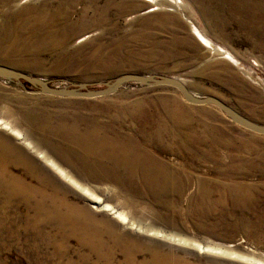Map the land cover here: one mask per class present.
I'll use <instances>...</instances> for the list:
<instances>
[{
    "label": "bare ground",
    "instance_id": "bare-ground-1",
    "mask_svg": "<svg viewBox=\"0 0 264 264\" xmlns=\"http://www.w3.org/2000/svg\"><path fill=\"white\" fill-rule=\"evenodd\" d=\"M143 1L154 4L148 11L167 2L176 9L184 3ZM206 1L214 5L210 16L222 21L224 12L239 16L238 26L264 48V0ZM192 29L212 53L237 63L228 49L194 24ZM15 49L12 43L8 52ZM0 59L16 63L1 52ZM86 104L40 99L21 112L13 111L12 118L0 115L1 244H27L25 253L20 252L32 264H40V255L62 259L50 264H113L116 250L123 253L124 264H200L144 244L130 230L121 231L120 224L97 216L93 208L115 214L130 228L139 226L151 240L174 242L162 229L189 228L221 238L239 234L253 251L264 249V159L253 164L246 159L218 160L214 149L201 142L166 144L162 115L129 116L122 127L117 126L122 117H110L107 124L85 122L74 115L87 113ZM175 104L181 107L179 101ZM102 196L117 199L121 209ZM85 200L93 203L91 208L81 203ZM71 238L86 248L77 260L69 253ZM142 253L148 257L138 260ZM251 260L264 264L263 259H246ZM0 264H8L1 249Z\"/></svg>",
    "mask_w": 264,
    "mask_h": 264
},
{
    "label": "rangeland",
    "instance_id": "rangeland-1",
    "mask_svg": "<svg viewBox=\"0 0 264 264\" xmlns=\"http://www.w3.org/2000/svg\"><path fill=\"white\" fill-rule=\"evenodd\" d=\"M183 1L178 9L167 2L161 9L148 11L154 4L143 0H0V52L16 61L0 59V65L43 77L50 85L60 87L107 81L126 72L175 76L194 93L216 96L249 119L264 124V48L258 46L255 36L238 26L242 22L239 16L224 12L222 21L217 15L210 16L214 5L208 1ZM192 24L228 49L237 63L212 53ZM12 43L16 49L9 53ZM34 89L26 82L22 86L0 77V115L12 118L13 111L21 112L40 99L84 102L88 103L83 108L87 113L73 115L85 122L95 119L107 124L110 117H122L117 125L122 127L124 121L129 122V116L162 115L168 130L163 135L166 144L170 140L201 142L214 149L212 154L218 160L246 159L252 163L264 159V134L234 123L214 105L187 102L172 86L128 82L116 92L100 97H62L28 91ZM104 199L121 209L117 199ZM81 203L89 208L93 205L90 200ZM91 209L97 216L120 224L121 231L130 230L144 244L160 246L200 264H254L246 261L247 257L264 260V249L253 251L239 234L221 238L189 228L163 227L174 242L155 237L151 240L138 231L139 226L130 228L115 214ZM145 222L141 220L142 224ZM15 242H8L11 247L0 243L8 264H32L20 252L25 253L27 244ZM78 243L76 238L69 240L68 249L74 260L86 250ZM121 253L116 250L113 264H124ZM94 257L92 262L97 259ZM146 257L147 253L137 256L138 260ZM39 261L62 263V259L49 260L41 255Z\"/></svg>",
    "mask_w": 264,
    "mask_h": 264
},
{
    "label": "water",
    "instance_id": "water-1",
    "mask_svg": "<svg viewBox=\"0 0 264 264\" xmlns=\"http://www.w3.org/2000/svg\"><path fill=\"white\" fill-rule=\"evenodd\" d=\"M0 77L15 81L22 86H24V82H26L35 88L34 90H28L32 93L50 94L62 97H100L110 95L128 82H137L144 85H168L178 89L187 102L196 105H214L234 123L256 133L264 134L263 123L249 119L216 96L194 93L181 78L175 76L126 72L107 81H100L92 84L82 82L60 87L50 85L49 81L43 77L0 65ZM92 85H99L100 87H90Z\"/></svg>",
    "mask_w": 264,
    "mask_h": 264
}]
</instances>
